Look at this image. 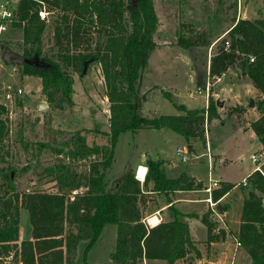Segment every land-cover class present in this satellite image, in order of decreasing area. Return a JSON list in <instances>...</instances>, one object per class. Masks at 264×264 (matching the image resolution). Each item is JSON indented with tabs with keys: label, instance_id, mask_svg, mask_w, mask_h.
I'll list each match as a JSON object with an SVG mask.
<instances>
[{
	"label": "trees",
	"instance_id": "16d2710c",
	"mask_svg": "<svg viewBox=\"0 0 264 264\" xmlns=\"http://www.w3.org/2000/svg\"><path fill=\"white\" fill-rule=\"evenodd\" d=\"M44 4L51 18L55 52L41 57V37L46 22L37 11ZM11 25L22 28V55L32 62L21 64L26 74L41 78V87L49 102L61 94L68 102L73 91L71 71L82 74L92 61L101 67L105 96L109 102V129L103 132L106 143H87L77 131L65 142L67 157L83 160L95 155L87 169L75 170L59 162L45 168L57 185L54 191L19 192L12 173H1L0 183V264L1 257L12 251L20 264H79L85 260L92 244L100 238L107 224L116 226L111 264H143V259H161L166 264L198 254L183 213L169 204L170 220L147 227L143 222V189L152 182L151 190L159 193L197 188L200 185L187 172L166 174L161 159H146L147 174L142 183L127 170L113 190L105 188V172L111 165L114 148L121 132L140 128L168 127L186 139L199 138L205 144V123L218 118L217 102L208 97L206 106L186 108L174 101L172 93L161 89L175 109V114L145 115L141 111V73L151 50L156 45L152 33L158 18L152 0H18ZM228 41V46H225ZM181 47L206 45L199 35L177 37ZM253 60L250 61L249 57ZM43 58V64L36 61ZM238 71L258 90L260 97L253 105L261 115L250 127L264 144V12L256 18L234 19L226 34L217 41L208 64L209 75ZM6 125L0 118V141ZM250 189L240 208L236 238L245 247L251 264H264V175L253 170L248 176ZM232 183L223 182L213 189L214 200L227 192ZM28 212L31 238L17 244L19 213ZM207 241L213 238L217 221L210 210L201 215Z\"/></svg>",
	"mask_w": 264,
	"mask_h": 264
},
{
	"label": "rangeland",
	"instance_id": "374dc122",
	"mask_svg": "<svg viewBox=\"0 0 264 264\" xmlns=\"http://www.w3.org/2000/svg\"><path fill=\"white\" fill-rule=\"evenodd\" d=\"M9 1L16 5L18 0ZM2 2L4 0H0V3ZM152 2L158 26L152 33L156 45L151 50L141 73L140 90H146L141 100V111L149 116L178 112L159 90L149 91L144 87L146 85L163 87L172 93L174 101L184 104L187 108L203 107L206 102L204 93L199 94L195 90L197 87H203L208 78L207 46L193 45L184 48L173 41H176L179 35L184 37L199 35L210 44L214 43L211 50L213 54L217 41L222 38L217 37L219 29L231 22L232 3L230 0H152ZM257 4L260 5L259 10L264 8V0ZM54 13H48L45 20L46 26L40 45L41 57L46 54L51 57L55 52L51 29V18ZM215 37L217 38L214 39ZM4 48L22 54L21 27L10 24L0 36V118L6 125L5 135L0 141V174L12 173L13 184L19 192L54 191L57 185L54 178L46 173V167L66 162L75 170L83 171L95 157L91 155L83 160L68 158L69 146H66L65 142L72 135L79 131L89 145L106 143L103 132L109 129V107L106 105L101 67L97 61L92 60L82 74L71 71L73 91L70 101L58 94L55 102H49L42 90L41 78L24 73L21 64L5 63L1 57ZM185 49L188 51L180 52ZM42 59H36L39 65L44 63ZM236 72L239 82L248 80L246 76ZM218 82L210 87L208 96L217 102V112L219 111L218 114L221 116L206 121L205 144L199 138L186 139L168 127L127 130L118 136L113 160L106 169V175L120 179L127 170L125 166L144 152L153 159L173 164L172 168L165 166L168 176H174L180 171H190L205 179L209 171L207 154L209 141L210 145L214 143L213 150L216 153H224L230 160L228 165L224 166L217 160L214 169L210 166V175L212 171L211 176L227 173L232 180L240 179L259 163L252 162L250 155L257 151L261 143L251 132L250 137L247 136L245 141L238 144L235 142L234 128L244 131L251 128L250 122L256 115H261V112L256 107L254 111L257 113L251 112L249 108L253 106L248 103L250 99L256 101L259 96L253 92L245 98H240L238 102L232 98V93L230 98L219 90L225 78L222 83ZM40 103H44L45 106L39 107ZM178 145L187 149L186 161H181L180 155L176 153ZM261 149H264L263 143ZM262 152L264 154V151ZM214 158L216 155L211 154L212 161ZM260 160L264 162V158ZM261 167L264 171V163ZM1 181L0 176V183ZM234 227L231 223L230 231H233ZM197 234L202 236L204 232L200 230ZM224 234L225 232H218L217 235L223 239ZM114 245L115 226L110 225L104 228L100 238L92 244L84 261L80 258V248L79 264H108L109 252ZM194 255L193 251L190 259L193 260ZM229 260L230 264H251L243 246L237 247Z\"/></svg>",
	"mask_w": 264,
	"mask_h": 264
},
{
	"label": "crops",
	"instance_id": "0c3cea01",
	"mask_svg": "<svg viewBox=\"0 0 264 264\" xmlns=\"http://www.w3.org/2000/svg\"><path fill=\"white\" fill-rule=\"evenodd\" d=\"M259 1H261V0H256L255 2L253 0H230V2L232 3L231 4V6H232L231 15L232 16H231V20H230L231 22L228 25L219 29L220 32H219L217 37H220V36L223 37L226 34V32L228 31V28L232 25L234 19L237 20L240 17L253 19V18H256L260 12L263 13L264 8L259 10L260 5L257 4ZM217 37H215L214 39H216ZM173 42L175 44H177V39H176V41H173ZM213 45H214V43L212 42L211 44H209L207 46V50H206V55H207V59H206V69L207 70L206 71L207 72H208V64H209V59L211 56V50H212ZM187 51H188V49H185L184 51L180 50L181 53L187 52ZM224 78H225V82H223L224 83L223 86H221L219 89L220 91L224 92V95H227V96L229 95V97L231 98L230 93H232V95H233L232 98H234L238 102H240L239 101L240 98H245L246 96H248L250 93H253V92H254V94L256 93V95L260 97V93L251 84V82L249 80H244V81H240V82L238 81L237 72H234L232 70L227 71V73L219 80V82L223 81ZM144 87L149 91L150 90H159L160 91L161 89H164L163 87H157V86L152 87L149 85H146ZM164 90H166V89H164ZM145 91L146 90H142V89L140 90V92L143 94ZM212 94H214L213 91H212ZM250 101H253V99L249 100V103H248L249 105H250ZM206 104H207V101L205 102L204 106H206ZM250 106H253V107L249 108L251 110V112L256 114L257 112L254 111L255 106L254 105H250ZM188 109H190V108H188ZM218 113H219V111H218ZM219 116H221V115H219ZM259 116H260V114L256 115L253 118V120L257 119ZM234 129H235V135H234L235 136V142H237L238 144L241 143L242 141H245L247 136L250 137L251 132H252V134L255 135V133L253 132V130L251 128H249L245 131L240 129V128H234ZM256 138L259 140V138L257 136H256ZM259 142L261 143V145L257 149V151H255L256 153L261 151L262 142L260 140H259ZM207 143L209 146V148L207 150V154H209L208 155V167H209L208 174H209L210 173V166H211V169H214V165H215V162L217 160L219 163L221 161V164L223 166L228 165L230 160H229V158L225 157L224 153H216L213 150V148H214L213 142L211 145H210L209 141H207ZM190 147H191V145L188 146V148H190ZM211 147H212V149H211ZM211 154L216 155V158H214L213 161L211 160ZM148 157L149 156H147L146 153L142 152L136 160L127 164L125 166V169H127V170L129 169L134 173V170H135L136 166H138V165L147 167L146 159ZM261 158H264V154H260V156H259V163L256 164V165H258L257 166L258 168L255 165L253 168H251L249 171H247L245 174H243L240 177V179H238V180L230 179L228 177L227 173H222L220 175L212 176V177H215L219 180V183H218L216 188L220 187L221 183H223V182L224 183L225 182L232 183L233 186L227 192H225L223 195H221L218 199H216L217 207L219 208V212L221 214V218L223 221L216 219L217 224H216L215 228L212 230L213 238L211 241H207L206 226L201 221V215L204 212L209 210L208 204L204 201V197L207 194L203 190L204 186H206V184H207L208 175H207V178L202 179L199 176L192 174L190 171H185L191 177H193L196 182H199L200 185H198L197 188L186 189V190H176L174 192H169L168 194L162 193V192L159 193V192L152 191L151 190L152 182H148L147 186L144 187V189L142 190L144 193V202L142 203V209H143L144 217L154 213L155 211H159L158 215H157L158 217L161 218L159 223L163 222V221L170 220L171 216H170L169 211L167 210V207L169 206V204H173L178 210L182 211L183 213L191 215V216L186 217L185 220L189 226L190 235H191L193 244L198 251V254H195L194 258L192 260L190 258H191V254H193V251H190L186 254L185 257L176 260L173 264H227V263L230 264L229 257L232 255L233 251L236 250L237 247L242 246V245L236 246V243L234 242V238H236L235 234H236V231H237L238 225H239V216H240V208L242 205V201L244 199L246 192L250 189L249 181L247 180V176L255 169L260 170V172L264 175V171L262 170V167H261V164L264 162L260 160ZM163 165H164V169H165V166H167L168 168H172L174 166L170 162H168L167 164L165 162H163ZM180 172H182V171H180ZM180 172H178L174 176H177ZM211 175H213L212 171H211ZM174 176H170V177H174ZM244 179H245V183L243 182ZM119 180H120L119 178L117 179V178L108 177L106 175V172H105V182H106L105 188L108 191L113 190L116 183ZM153 197H155V198H153ZM158 201H159V203H157ZM211 216H212V214H211ZM231 223H233V225L235 226L233 231H230V228H229ZM110 225H114V224L105 225L103 227L102 231L104 230V228H107ZM151 227H153V226H151ZM200 230H202L204 232V234H202V236H199L197 234ZM218 232H225V234H224L225 237L223 239L219 238V236L217 235ZM101 235H102V232H101ZM30 238H31V224L29 221L28 212L26 209L21 208L20 213H19V232H18L17 244H19L22 240H26V239H30ZM115 238H116V226H115ZM201 244H202V246H201ZM203 244H204V246H203ZM79 250H80V248L78 249V251ZM113 250H114V247L109 252L108 264H111L110 253ZM79 252L81 253V250ZM13 260L14 259L12 257V251L9 252L7 255L1 257V262L3 264H11L12 262H14L15 264H20V263H17L15 260L14 261ZM143 264H166V263L164 260H161V259H146V258H144Z\"/></svg>",
	"mask_w": 264,
	"mask_h": 264
},
{
	"label": "built area",
	"instance_id": "2783aa9c",
	"mask_svg": "<svg viewBox=\"0 0 264 264\" xmlns=\"http://www.w3.org/2000/svg\"><path fill=\"white\" fill-rule=\"evenodd\" d=\"M14 9H15V5H12L9 0H4V2L0 3V36L4 31H6V29L11 24V22L14 18V15H15ZM37 14L41 19L46 20L48 18V11L46 10L43 3L41 5V7L38 9ZM228 44H229L228 41H225V46H228ZM249 60L252 61L253 57L250 56ZM226 73H227V71L222 72L218 75H209V73L207 72L208 78L206 80L205 85L203 87H197L195 92L199 93V94L204 93V96H205L206 101H207V99L209 97L208 95H209L210 87L213 86L215 82L219 81ZM106 105H107V107H109V102H108L107 98H106ZM207 150H208V147H207ZM262 151H264V149H261L260 152H257V153L254 152L250 155L252 162H254V163L259 162V156H260V154H263ZM176 153L180 155L181 161H186L188 159L187 154H186L187 149H185L184 147H181L180 145L176 146ZM257 166L258 165H256V167ZM147 170H148V168L146 166H141V165L136 166V168L134 170V177L136 179H138L140 181V183H142L146 177ZM207 180H208L207 184L203 188V190L207 194L204 197V201L208 204V208H209L211 214L215 216V219L223 221L221 218V214L219 212V208L217 207V201L214 200L212 197V191H213V189H215L217 187L219 180L215 177H212L210 175V173L208 174ZM243 182L245 183V179L243 180ZM263 205H264V202H263ZM158 212L159 211H155L154 213L143 218V222L145 223V225L147 227H151V226H154L157 223H159L161 218L157 216ZM235 243H236V245H240V242L237 238H235Z\"/></svg>",
	"mask_w": 264,
	"mask_h": 264
},
{
	"label": "water",
	"instance_id": "95a60500",
	"mask_svg": "<svg viewBox=\"0 0 264 264\" xmlns=\"http://www.w3.org/2000/svg\"><path fill=\"white\" fill-rule=\"evenodd\" d=\"M1 57L5 63H15V64H22L24 62H32V59L24 57L22 54H19L11 49L4 48L2 49ZM86 70V66L84 71ZM250 105H253V101H250ZM44 103H40L39 107H44Z\"/></svg>",
	"mask_w": 264,
	"mask_h": 264
}]
</instances>
